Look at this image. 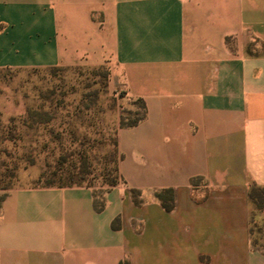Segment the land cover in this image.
Segmentation results:
<instances>
[{
    "label": "crops",
    "instance_id": "obj_1",
    "mask_svg": "<svg viewBox=\"0 0 264 264\" xmlns=\"http://www.w3.org/2000/svg\"><path fill=\"white\" fill-rule=\"evenodd\" d=\"M0 23V68L108 63L146 105L102 212L87 187L0 196V264H264V0H0Z\"/></svg>",
    "mask_w": 264,
    "mask_h": 264
},
{
    "label": "rangeland",
    "instance_id": "obj_2",
    "mask_svg": "<svg viewBox=\"0 0 264 264\" xmlns=\"http://www.w3.org/2000/svg\"><path fill=\"white\" fill-rule=\"evenodd\" d=\"M55 29L60 34L59 22ZM114 69L108 63L0 68V196L28 184L84 185L101 193L116 181L117 131L144 111ZM131 76L140 78V71ZM253 242L264 249V218L253 224Z\"/></svg>",
    "mask_w": 264,
    "mask_h": 264
},
{
    "label": "trees",
    "instance_id": "obj_3",
    "mask_svg": "<svg viewBox=\"0 0 264 264\" xmlns=\"http://www.w3.org/2000/svg\"><path fill=\"white\" fill-rule=\"evenodd\" d=\"M138 102L141 104V107H142V109L144 111L143 116L141 118H139L137 121H135L134 123H132V124H128V125L122 124L119 129L134 127L137 124H139L145 118V116H146V105H145V103H144V101L142 99H138ZM116 136H117V134H116ZM116 148H117V151H118L117 139H116ZM118 153H119V151H118ZM116 174H117L116 181H114L109 186V188L106 191H108V190L112 189L113 187L117 186L122 181V177H121V174H120V171H119V162L117 163ZM43 186H46V187H74V186H78V187L92 188L90 186H84V185H66V186L43 185ZM14 188H11L10 190H12ZM106 191L101 192V193H96L95 190H94V197H95V204L94 205H95V210L97 212H102L104 210V208H105L103 195H104V193ZM8 192H6L4 195L1 196V200L6 197ZM130 193L132 195V198L134 200L135 205L139 206L141 204V193H140V191L131 190ZM156 196L162 202L163 207L167 211L172 210V208L174 206V201H173V199H174V191L173 190L162 191L160 193H157ZM249 198H250L251 202L255 205V207L258 210H261V211L264 210V188H260V187H257V186H252L251 190H250V193H249ZM113 228H117L116 222L113 224ZM253 245H254V247H257L254 242H253ZM261 250L264 252V249H261Z\"/></svg>",
    "mask_w": 264,
    "mask_h": 264
}]
</instances>
